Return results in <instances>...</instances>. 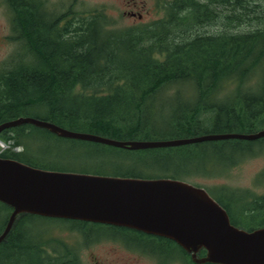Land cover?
Masks as SVG:
<instances>
[{"label": "trees", "instance_id": "trees-1", "mask_svg": "<svg viewBox=\"0 0 264 264\" xmlns=\"http://www.w3.org/2000/svg\"><path fill=\"white\" fill-rule=\"evenodd\" d=\"M4 1L12 12L15 39L22 45L13 64L0 69V123L25 115V107H40L46 110L45 115L34 117L120 140L264 128V8L259 0H167L162 18L121 28L109 26L103 11L75 23L69 19L63 25L64 16L47 10L41 0ZM206 26L211 28L203 29ZM179 87L191 92L182 95ZM158 119L166 120L164 126ZM168 128L174 134L168 135ZM49 135L58 144L71 139L29 123L5 129L0 138L12 139L24 151L9 149L2 155L34 166L67 170L50 166L44 158L48 151L36 154L39 144L50 143ZM245 143L251 144L230 139L120 149L154 151L144 157L150 163L143 162L141 168L146 165L164 171L159 176L188 179L219 175L236 152L240 155L248 149ZM161 150L174 153L163 156ZM117 175L144 177L134 171ZM254 205L250 207L255 212L253 221L247 214L235 213L248 228L264 224V195L255 196ZM10 211L0 202V233ZM36 218L49 217L19 216L0 242V264H11L12 259L15 264H80L79 252L72 244L43 242H52L51 236L32 230ZM63 220L84 228L110 226Z\"/></svg>", "mask_w": 264, "mask_h": 264}, {"label": "water", "instance_id": "water-1", "mask_svg": "<svg viewBox=\"0 0 264 264\" xmlns=\"http://www.w3.org/2000/svg\"><path fill=\"white\" fill-rule=\"evenodd\" d=\"M24 123L63 137L129 149L264 137L262 129L165 140H120L71 130L32 116L7 120L0 124V131ZM0 201L13 209L0 242L20 214L31 213L130 227L167 237L192 253L197 263L264 264V227L248 231L233 225L226 209L205 188L184 180L45 169L0 156ZM202 248L207 250L206 255L199 256Z\"/></svg>", "mask_w": 264, "mask_h": 264}, {"label": "rangeland", "instance_id": "rangeland-1", "mask_svg": "<svg viewBox=\"0 0 264 264\" xmlns=\"http://www.w3.org/2000/svg\"><path fill=\"white\" fill-rule=\"evenodd\" d=\"M41 1L44 2L47 10L64 16L63 25L69 19L75 23L80 21L83 16L97 11L105 12L110 21L109 26L114 24L118 28L150 23L162 15V12L158 10L157 0ZM134 1H137L138 4L136 5ZM258 2L264 8V0ZM132 10L141 13L142 19L124 14ZM68 14L69 16H67ZM244 26L246 27V25ZM208 28L211 27H203V29ZM248 29L240 28L243 31ZM14 34L12 12L7 3L0 0V69L2 67V69H8L13 64V60L22 45V41L15 39ZM64 37L67 36L64 35ZM177 91L182 95H188L191 92L190 88L187 87H179ZM23 110L22 113H25L26 116H44L46 113V110L40 107H25ZM167 117L169 119V115ZM158 121L161 126H164L166 120L158 119ZM168 130L171 132L168 135L174 134L171 129L168 128ZM52 136L49 135L50 143L47 141L39 144L35 151L36 154L48 151L46 156H40H44L45 160L53 167L80 172L98 170V173L112 175L134 171L144 177H157L164 173L160 169H151L146 165L141 168L143 162L145 164L150 163V160L144 157H150L155 154L154 151L125 152L120 148L108 149L94 142L73 139H63L62 143L58 144ZM257 142H255L257 144H253V147L246 150L250 153L241 159H239L241 155L234 154L230 163L238 159L239 161L226 166L219 175L196 176L186 180L200 186L215 188L209 189V192L215 197L221 198L220 195L223 193L221 188H226L229 191H225L228 193L227 196L235 200L233 207L230 206L234 217L236 218L235 213L255 217V212L250 210V207L255 208L254 200L247 204H242L238 200L242 196L249 197V193L264 195V142ZM52 144L57 146H52ZM255 147L259 150L255 151ZM162 153L165 156L174 153V150H165ZM139 155L144 159H137ZM169 163L170 161L166 160V164ZM246 211H250V214ZM245 223L247 222L245 221ZM81 227L76 222L57 218H36L32 223V230L43 231L44 235L49 234L51 236L52 242L43 239L44 243L61 244L66 242L69 245L72 244L79 252L80 264H196L192 262L188 254L180 249L177 243L171 240L144 235L132 229L121 230L115 226H102L101 229L93 225H88L87 228ZM11 264H15L14 259H12Z\"/></svg>", "mask_w": 264, "mask_h": 264}, {"label": "flooded vegetation", "instance_id": "flooded-vegetation-1", "mask_svg": "<svg viewBox=\"0 0 264 264\" xmlns=\"http://www.w3.org/2000/svg\"><path fill=\"white\" fill-rule=\"evenodd\" d=\"M230 203H231V204H230ZM234 203H235V201H229V200H227V203H224L223 205H224L225 208L227 209V211H228V213H229V215H230V217H231L233 223H235L236 225L243 226V225H245V224H247V223L243 222V224H242L241 221H238V220L234 217V215L232 214V213H233L232 209H230V206H231V208H232V207H233L232 205H234ZM251 216H252V215H251ZM252 217H254V216H252Z\"/></svg>", "mask_w": 264, "mask_h": 264}]
</instances>
